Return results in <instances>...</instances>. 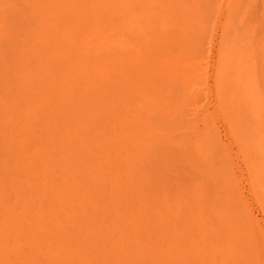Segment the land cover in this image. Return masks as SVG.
Segmentation results:
<instances>
[{"label": "rangeland", "instance_id": "rangeland-1", "mask_svg": "<svg viewBox=\"0 0 264 264\" xmlns=\"http://www.w3.org/2000/svg\"><path fill=\"white\" fill-rule=\"evenodd\" d=\"M79 1L82 2L79 3ZM83 1L84 0H72V2L71 0H0V194L2 193V195H0V202L2 203H0V233L3 232L4 234H7L9 230H12L11 234L8 232V236L6 235L3 237V239H0L7 241H0V250L5 248V250H2V253H5V257L3 254L0 255L1 262L5 260L4 258L12 256L11 261L8 264H20V262L21 264L22 262L24 264H30L33 262V260H35L34 263L36 264H54L55 262V264H130V262L131 264H135L136 262V264H142L143 261H141V259L144 260L143 264H154V262L155 264H173L172 262H174V264L178 262V264H184L185 259V264H191V262L193 264H222V262L223 264H264V104L261 108L257 106L258 104L256 103L255 99L248 97V93L243 88H241V82L239 81V77L242 79L245 78L246 80L248 78L247 81L251 82L250 84H253V90L255 91L256 88L258 94H261L260 96H262L261 100L264 101V0H171L174 1L171 4L169 3L170 0H158V2H160L159 4H157V0H144V2H141L143 0H140V2L138 0L136 2L135 0V5L134 1L132 0V2L130 0V2L133 3L132 6L136 7H132V9L134 8L133 11H128V9H126V6L131 7V3H129L128 0H118L119 3L115 0L118 5H114L117 4L115 2L114 4L113 2L109 3L110 1L114 0H104L105 3L103 0H86L89 3L86 1H84L86 2L84 3ZM166 1H168L167 4L164 3ZM99 2L100 5L98 7L97 3L99 4ZM87 3L90 5L87 6ZM68 4L70 5L68 6ZM91 5L94 6V8L96 6V9L93 10L94 8L92 9ZM105 5L108 7H105ZM111 5L113 6L110 8ZM170 5L171 8L169 7ZM74 6H76L77 9ZM114 6L116 7L114 8ZM117 7H119V9ZM139 7L141 9H138ZM60 8H63L64 10H61L64 12L61 13ZM98 8H101V11ZM112 9L113 12L111 11ZM65 10H67V12ZM88 10L93 12L89 13L90 15L87 14L89 17L85 15ZM74 11L76 14L73 13ZM107 11L109 14H107ZM79 12L80 14H78ZM84 12L85 14H83ZM131 12L136 13L133 15ZM98 13H100L98 15L99 17L96 16ZM117 15L123 17L120 18ZM125 15H127V18ZM80 16L81 18L83 17V21H80L82 20L80 19ZM139 16H141V18H138ZM61 17L65 18L63 19ZM128 17V24H130L131 21V25L134 27L128 28L138 29L139 27L138 32H133L132 30L126 29L127 26H131L127 25L128 20L126 21V24L124 23L125 19H128ZM136 17L140 19V21H136ZM27 18H30V20ZM119 18L122 20H120L121 22L119 21ZM31 20L32 22H30ZM94 22H96V24L91 25ZM49 23H52L54 28ZM81 23H84L83 26ZM123 23L126 28H122L124 25L122 26L121 24ZM150 23L151 25H149ZM113 25H115V27ZM137 25L139 26L137 27ZM140 25L142 26V29H140ZM161 25L163 26V29L164 26L169 27V29L165 28L169 31L167 30L165 32V29L163 30ZM87 28L89 31L86 30ZM110 28L112 31L111 33L109 32ZM150 28L153 31H149ZM106 29L109 33L106 31ZM53 30L54 32L56 30V33H52ZM72 30L74 33H72ZM141 30L145 31L144 35H142L144 31L142 32ZM66 31L67 33H65ZM131 31L134 35H137V33L138 35L134 36L131 34ZM24 32H26V34H24ZM140 33L141 35H139ZM53 34L54 37H52ZM65 34L68 35L66 36ZM72 35L75 37L74 39ZM98 35L101 36V39H99ZM186 35L188 37V41ZM76 36H79V39ZM162 36L164 37L162 38ZM93 37H97L99 39H95V42L100 41L99 45L94 43L92 40ZM143 37H147V41ZM44 38H46V41H42ZM51 38H53V40ZM57 38L58 40H56ZM149 38L151 42L149 41ZM71 39L76 44L73 45L74 42ZM103 39L104 41L106 39V41L104 42ZM20 40L22 41L20 42ZM88 40H91V43H89L90 41L88 42ZM112 40H115L114 42H117L119 46H116V43L113 46L112 43H110ZM139 40H141V42H139ZM78 41L82 43L80 44ZM68 42H71V44H68ZM177 42H181V45ZM183 42L185 45H183ZM31 43L33 48H31ZM100 43L105 45H103L104 48L102 45H100ZM145 43L148 44L146 45ZM59 44L61 45L59 47L57 46L58 48L55 47ZM66 44L71 46V48ZM83 44L85 47L82 46ZM76 45L77 47L80 45V49L75 47ZM94 45H97L98 47ZM115 46L117 47L116 49L114 48ZM140 47L144 51L141 50ZM48 48H50L49 50L51 51H48ZM98 48L100 51H98ZM28 49H31L30 53L29 51H26ZM81 49H83L85 53L80 51ZM92 49H94L93 52ZM119 49L121 51H119ZM139 49L144 52V54ZM46 50L48 51V54ZM146 50L148 52H146ZM54 51L62 53L63 57H59L60 54L58 55L57 52L56 56ZM87 51L88 53H86ZM22 52L25 54H22ZM110 52L112 56L110 55ZM28 53L29 56H27ZM63 53H65V55H63ZM74 53L76 55H74ZM147 53L149 54L147 55ZM13 54L16 56L15 58ZM22 57L23 59H21ZM146 57L148 58L145 59ZM24 58H26L28 62L24 60ZM33 58L35 59V62H31L34 60ZM237 58H239V61ZM233 61L236 62L234 63ZM19 62L21 64L18 65ZM76 63L79 65V70L84 66H87L84 68V70H82V73L84 72L86 74V70L88 76L86 74L84 77H81L83 76L81 71H79L78 68H75ZM127 64L128 66H126ZM29 65H33V67L28 68L27 66ZM238 66L242 69H240ZM236 67L238 70L235 69ZM25 68L27 70H24ZM114 68L118 69L115 70ZM134 68H136L137 71ZM72 69L76 70L77 72H74ZM104 69L107 70V73L114 69V71L111 72L114 74H109V72V75L107 74L108 76L104 75V78L100 79L102 74L106 73H98L100 75V77H98V74H95V72H106ZM117 71L124 72V76L121 75V72L118 73ZM78 72H80V74ZM11 74L13 77H10ZM242 74H244V76ZM133 75H138V77ZM149 75L152 76L150 77ZM85 76L88 78L85 79ZM16 77L17 79H15ZM40 78H44L42 79L43 81H41ZM87 79L91 80L88 81ZM34 80L36 82H34ZM52 80L53 82H51ZM109 80L110 82H108ZM18 81L20 82L18 83ZM97 81L99 82L97 83ZM10 82L11 85H9ZM93 82H96L97 84L90 85L91 83L93 84ZM32 83H35V87ZM56 83H58L59 86ZM137 84H141V86H138ZM27 87H30L31 89ZM90 89L94 90L92 91ZM63 90H65L66 93ZM98 90H101L102 92ZM84 91L90 92L88 94L87 92L83 94ZM137 91H140L142 94ZM100 92L102 94H100ZM135 92L136 94L138 93L137 95H139V97L136 96V94L134 95ZM143 92H145V94H143ZM33 93L36 94L34 95ZM146 94L148 95L146 96ZM244 94L247 95L244 96ZM27 96L29 97L27 98ZM118 96L120 99L122 98L121 101H123V103H126L125 105L123 104L121 106V103H119L120 105L118 104ZM145 97L147 99H145ZM25 98L27 99L25 100ZM43 99H46V102ZM72 99L73 102L71 101ZM111 99H113L112 103H110ZM244 99L245 101H243ZM84 100L89 101L86 102ZM57 102L59 104H57ZM138 102H140L142 105L145 102L147 105L144 103L143 107L140 106L141 104L138 106ZM71 103L75 105L71 106ZM113 103L114 105H112ZM99 104L101 106H99ZM113 106L116 107V109ZM65 107L68 108L65 109ZM125 107L130 108V110L128 109L127 111L128 115L125 113L126 109H123ZM4 108L6 110H4ZM112 108H114L115 111ZM120 109H123L122 112H120ZM151 109L154 112H152ZM69 110L73 114L69 113ZM112 110L114 113H112ZM140 112L144 115H141ZM149 112H152L153 114L151 113L150 115ZM59 113H61L62 116ZM115 113L118 116V120L121 118L120 116L125 118V121H123L124 123H121L122 127L115 124ZM5 114L8 117L4 116ZM49 114L51 115L49 116ZM125 114L127 117H125ZM139 114L143 117H140ZM131 115H136L133 116V120L135 119L134 122L131 120ZM94 118V121L96 122L93 121ZM136 121L139 122L135 123ZM120 122L121 121H119V123ZM140 122L144 124L140 125ZM67 123L70 127H68ZM134 123L136 124V127H134ZM123 124H126L124 126H126L128 129L123 128ZM89 125L91 126L90 128ZM139 125L142 126V129H139L141 128ZM150 125L152 126L150 127ZM87 127L92 131H90ZM143 127H146V129ZM22 128L24 129L22 130ZM85 128L87 130H85ZM65 130L67 132H64ZM119 130H122L124 134L127 133L130 137L127 139V135L122 134V132L120 135ZM68 131H70V133ZM12 137L15 138L13 139ZM118 137H120V139L122 138L123 140L121 141L118 139ZM95 138L97 141L93 140ZM130 139H132L133 142H129L130 145L127 147L128 145H125L126 142H124V140L129 141ZM24 140H26V144H24ZM93 141L98 143L101 142L103 146L100 147L102 148H98L99 144L95 146ZM84 142L88 143L85 144ZM118 143L125 145L123 149H121L122 146H120ZM84 145L86 147H84ZM110 146L112 149H110ZM112 146H115V148ZM82 147L84 148L82 149ZM91 149L92 151H90ZM125 149L128 150L125 151ZM153 149L156 150L153 151ZM94 150H97L99 155L94 153ZM143 151L146 154H144ZM79 152L80 154L78 155L77 153ZM125 152H130L128 158V155L126 156ZM83 153L85 154L83 155ZM140 153H143L144 155H140ZM86 154L87 156H85ZM119 154H122L123 157H121L123 159L118 156ZM131 154H133L132 157ZM149 155L150 157L152 156L153 159L151 158V160H149ZM74 157L75 160L73 159ZM140 159H142V161ZM121 161L123 163H120ZM124 161L132 164L124 163ZM77 163L78 165H81L77 166ZM77 167L79 168L77 169ZM143 167L144 169H142ZM34 168L35 170H33ZM136 169L140 171L138 172ZM53 171H55V173ZM81 172H83L82 175ZM135 172H137L138 175L139 173H145L144 176L146 175V177H141V174L138 177ZM91 173H93L95 176ZM58 175L61 178H59ZM127 175L133 181H127V179H129L126 178L128 177ZM134 175L136 176L134 177ZM147 175H149L148 179ZM119 178L121 179L122 184L119 182ZM118 179L119 181H116ZM145 179L150 180L147 181ZM145 181H147L148 184ZM123 182L127 187L126 189L123 188ZM116 183L118 187L119 184L122 185V188L124 189V193L123 190H121L123 197L124 194L130 192L131 189L134 190V192L138 190L135 192L136 195L134 194L135 199L132 197V202H134L138 197L140 200L143 196L142 201L137 202L138 199L136 200L137 204L134 206L136 209L132 207L134 203H132L130 199L127 200L128 204H131V207L133 208V213L132 209H129L130 205L127 204L126 200L122 199V197L121 200L124 202H120V197H117V192H121L120 190L117 191L118 187ZM130 183L131 185L133 184L134 187L137 185V188H131ZM139 185L141 190H139ZM108 187L110 189H108ZM111 188L116 191V193L112 191ZM59 189L60 193L58 191ZM74 189L75 191L77 190L78 193L75 192ZM126 190H128V192H126ZM7 191L9 192L7 193ZM139 191L141 194L138 193ZM112 192L114 195L116 194L115 198L110 197L113 195ZM94 193L96 195H94ZM131 195L133 194L129 193L130 197ZM110 198L112 199V202L115 199V203H113L115 205L120 204V206L113 205ZM45 199L47 200L45 201ZM143 200L146 202V204L143 202ZM107 201L111 203L112 206H106ZM154 201H156L157 204L154 203ZM160 201H162L163 204L161 203L160 205ZM8 202H10V204ZM16 202L19 203L14 204ZM103 202L106 205H104ZM169 202L174 206L171 207V204H168L170 207H167L166 203ZM140 205H146V207L149 209L147 210L148 212L145 211V209H147L146 207L144 208V206L141 207ZM151 205L153 206V209ZM117 206H119V208L122 206V210H116L119 209ZM10 207L15 208L13 210L16 211L17 214L16 212L11 211ZM91 207L93 208V211ZM97 207H99V209H97ZM27 208L30 210V212H28L32 215L28 216L29 214H27V216H24L23 213L28 210ZM158 208L160 211L162 210V214L158 213V215L156 213L159 212L156 210ZM164 208H168L170 211L168 209L165 211ZM60 209L63 210L61 211ZM125 210H127L129 213L125 212ZM142 210L145 211V213H139L137 217L136 215L133 216V214H137L136 212H142ZM10 211L11 213L8 214ZM118 211H124L126 213H124L125 216H122L124 214L121 212L118 213ZM154 211L155 215L153 214ZM167 211L173 213L169 214ZM171 214H176L177 216L180 215V217L175 216V219V217L173 215L171 216ZM13 215H16L15 218H19L18 222L20 223H16L17 219L15 218H13V220H9ZM166 215L171 218H168ZM120 216L122 217V221L120 220ZM4 217L7 219L6 222L4 221ZM25 217L27 218L25 219ZM124 217L130 219V224H132L131 226L129 224V220L127 221V219ZM144 217L145 219L143 220ZM111 218H113V220ZM131 218L134 219L133 222ZM24 219L25 221L23 222L22 220ZM102 219L103 221H101ZM140 219L143 220V222ZM161 219L163 220V223L159 222ZM117 220L118 222H116ZM155 220L158 223H155ZM176 220H178L176 225H178L179 228H177L174 224ZM151 221L153 225L151 224ZM14 222L18 225H15ZM135 222L137 223L136 225L138 227L136 225L133 226ZM21 223L23 227L20 225ZM154 223L157 224L155 226H159L155 227ZM11 224L15 226H12ZM30 224H32V226H30ZM57 224H61L60 226L62 228L57 226ZM115 225L117 228L113 227ZM125 226L128 227L125 228ZM24 227L29 229L32 228L31 234L29 229L25 230ZM120 227L121 229L119 230L121 231L119 232L118 228ZM22 228L25 230L24 233H22V231L19 232V229L21 230ZM107 228L111 232L108 231ZM115 228L116 231H114ZM137 228L140 229L138 230ZM156 228L159 230H156ZM13 229L17 233L19 232L21 234H17ZM131 229L132 231L135 229L133 233L131 232ZM136 230L139 233H135ZM127 232H131V234H128ZM110 233H112V235H108ZM120 233L124 237H122ZM175 233L178 237H176ZM125 234H127V236H125ZM138 234H140L142 238ZM142 234L145 237H143ZM109 236L113 237L109 238ZM1 237L2 234L0 235V238ZM14 237L20 239L17 240V238ZM193 238L195 239L194 243ZM26 240H30V246H27L28 243ZM142 241L145 242V246L144 242ZM6 243H10V246L2 248L3 245H7ZM117 243L119 244L117 245ZM15 244L18 246L17 248H15ZM104 246H108L107 249ZM19 247H21L22 250ZM143 247L148 248L144 250ZM179 247L180 249H178ZM14 248L16 251H14ZM42 248L44 249L42 250ZM57 248H60L59 251ZM128 248L133 249L129 250ZM191 248H194L195 250ZM197 249H202L203 251H199ZM46 251H48V254H44ZM144 251H146V253H144ZM147 251H149V253ZM176 252H179V254H176L178 257L174 255ZM193 252L196 254L194 253V255H192L191 253ZM53 253L57 255H53ZM137 253L139 254L136 255ZM150 253L152 257H150L151 255H148ZM33 254L39 256H33ZM186 254H189V256L187 257ZM17 255H20V258ZM48 255H50V257H48ZM196 255H198L199 258L196 257ZM1 256H3V258H1ZM27 256H31L30 259L32 262H29L30 259L27 258ZM57 256L60 257H58V259H61V261L57 259ZM129 256L130 258L134 257L135 260L132 258L128 261ZM137 256L139 257L138 259L141 258L140 260L137 259L139 262L136 260ZM165 256H167L168 259H166L167 257L165 258ZM10 257H8L9 260ZM33 257H37V259H33ZM27 259L29 260L27 261ZM198 259H200L202 262ZM3 264H5V262H3Z\"/></svg>", "mask_w": 264, "mask_h": 264}, {"label": "bare ground", "instance_id": "bare-ground-1", "mask_svg": "<svg viewBox=\"0 0 264 264\" xmlns=\"http://www.w3.org/2000/svg\"><path fill=\"white\" fill-rule=\"evenodd\" d=\"M68 1H69V0H68ZM74 1H75V0H74ZM84 1H86V0H84ZM84 1H83V2H84ZM105 1H106V0H105ZM116 1H118V0H116ZM116 1H115V0H114V1H110L109 3H112V2H113V4H114V2L117 3ZM120 1H123V0H120ZM128 1H129V3H131V4H130L131 7H130V6H129V7L126 6V9H128V11H131V10L133 11L134 8H136V7L132 6V4H133L132 2L134 1V5H135V3L137 2V0H136V2H135V0H133V1L131 0L132 2H130V0H128ZM138 1L140 2V0H138ZM152 1H153V0H152ZM159 1H160V0H159ZM196 1H197V0H196ZM25 2H26V1H25ZM62 2H64V1H62ZM71 2H72V0H71ZM80 2H82V1H79V3H80ZM86 2H88V1H86ZM86 2H84V3H86ZM91 2H92V1H91ZM91 2H90V3H91ZM96 2H97V1H96ZM103 2H104V0H103ZM141 2H144V0L141 1ZM154 2H155V1H154ZM154 2H152V3H154ZM157 2H158V0H157ZM167 2H168V1H166V2H164V3L167 4ZM172 2H174V1H171V0H170L169 3L171 4ZM73 3H75V2H73ZM79 3H77V4H79ZM88 3H89V2H88ZM88 3H87V6L90 5V4H88ZM92 3H94V2H92ZM104 3H105V2H104ZM109 3H108V4H109ZM118 3H119V1H118ZM118 3H117V4H114V5H118ZM124 3H127V2H124ZM159 3H160V2H158L157 4H159ZM162 3H163V1H162ZM169 3H168V4H169ZM70 4H71V3H70ZM70 4H68V6H69ZM95 4H96V3H95ZM174 4H175V3H174ZM29 5H30V4H29ZM71 5H72V4H71ZM74 5H75V4H74ZM80 5H82V4H80ZM80 5H79V6H80ZM99 5H100V2H99V4L97 3V6H98V7H99ZM125 5H126V4H125ZM137 5H138V4H137ZM141 5H142V4H141ZM148 5H149V4H148ZM160 5H161V4H160ZM200 5H201V4H200ZM66 6H67V5H66ZM84 6H85V5H84ZM91 6H92V5H91ZM112 6H113V5H111L110 8H111ZM162 6H163V5H162ZM176 6H177V5H176ZM38 7H39V6H38ZM74 7H76V6H74ZM80 7H81V6H80ZM102 7H103V6H102ZM105 7H108V6L105 5ZM105 7H104V8H105ZM115 7H116V6H114V8H115ZM120 7H121V5H120ZM123 7H124V6H123ZM132 7H134V8L132 9ZM157 7H158V5H157ZM169 7L171 8V5H170ZM91 8L93 9L94 6H92ZM117 8L119 9V7H117ZM130 8H131V9H130ZM172 8H174V7H172ZM203 8H204V7H203ZM61 9H63V8H60L61 13L64 12V11H62ZM70 9H71V8H70ZM70 9H68V10H70ZM76 9H77V7H76ZM80 9H82V8H80ZM83 9H84V8H83ZM95 9H96V6H95V8H94L93 10H95ZM98 9L101 11V8H98ZM98 9H97V10H98ZM126 9H125V11H126ZM138 9H141V8L139 7ZM143 9H144V8H143ZM143 9H142V10H143ZM29 10H30V9H29ZM56 10H57V9H56ZM63 10H64V9H63ZM105 10H108V9H105ZM105 10H102V11H105ZM116 10H117V9H116ZM136 10H137V9H136ZM146 10H147V9H146ZM146 10H145V12H146ZM31 11H32V8H31ZM58 11H59V10H58ZM65 11L67 12V10H65ZM71 11H72V10H71ZM71 11H70V13H71ZM78 11H79V9H78ZM83 11H84V10H83ZM111 11L113 12V9H112ZM117 11H119V10H117ZM117 11H116V13H117ZM139 11H140V10H139ZM45 12H46V11H45ZM68 12H69V11H68ZM76 12H77V11H76ZM91 12H92V11H91ZM91 12L88 10V12H87L86 14H85V12H84L83 14L87 15V14H89V13H91ZM141 12H142V11H141ZM143 12H144V11H143ZM200 12H201V11H200ZM47 13H48V12H47ZM70 13H68V14H70ZM73 13L76 14L75 11H74ZM81 13H82V11H81ZM92 13H93V12H92ZM100 13H101V12H100ZM100 13H98L96 16H98ZM118 13H119V12H118ZM123 13H124V12H123ZM129 13H130V12H129ZM129 13H128V14H129ZM131 13H132L133 15H135L136 12H134V13L131 12ZM36 14H37V13H36ZM44 14H45V13H44ZM78 14H80V12H79ZM78 14H77V15H78ZM107 14H109L108 11H107ZM107 14H106V15H107ZM128 14H127V15H128ZM138 14H139V13H138ZM190 14H191V13H190ZM48 15H49V14H48ZM89 15H90V14H89ZM127 15H125L126 18H127ZM136 15H137V14H136ZM64 16H65V15H64ZM71 16H72V15H71ZM73 16H74V15H73ZM81 16H82V15H81ZM81 16H80V19H82V20H80V19H79V20H80V21H83L84 19H83V17L81 18ZM87 16H88V15H87ZM87 16H86V17H87ZM96 16H95V17H96ZM104 16H105V13H104ZM108 16H109V15H108ZM111 16H112V15H111ZM117 16H118V15H117ZM49 17H50V16H49ZM68 17H69V16H68ZM75 17H76V16H75ZM77 17H78V16H77ZM88 17H89V16H88ZM98 17H99V16H98ZM113 17H114V16H113ZM118 17H120V16H118ZM122 17H123V16H121L120 18H122ZM142 17H143V16H142ZM145 17H146V16H145ZM147 17H148V16H147ZM44 18H45V17H44ZM44 18H43V19H44ZM61 18L64 19L65 17H61ZM72 18H73V17H72ZM72 18H71V19H72ZM78 18H79V17H78ZM78 18H76V19H78ZM120 18H119V21L121 20ZM136 18H137V17H136ZM138 18H141V16H139ZM138 18H137V19L134 18V19H135L136 21H137V20L140 21V19H138ZM143 18H144V17H143ZM27 19H28V18H27ZM45 19H46V18H45ZM58 19H59V18H58ZM89 19H90V18H89ZM94 19H95V18H94ZM110 19H112V18H110ZM146 19H147V18H146ZM28 20H30V18H29ZM79 20H78V21H79ZM85 20H87V19H85ZM100 20H101V19H100ZM103 20H104V19H103ZM127 20H128V21H127ZM130 20H132V19H130ZM66 21H68V20H66ZM69 21H70V20H69ZM76 21H77V20H76ZM121 21H122V20H121ZM121 21H120V22H121ZM126 21H127V25H131V24H132L131 21H130V24H128V23H129V17H128V19H125V22H124L125 24H126ZM151 21H152V20H151ZM170 21H171V20H170ZM186 21H187V20H186ZM30 22H32V20H31ZM44 22H45V21H44ZM157 22H158V21H157ZM79 23H80V22H79ZM85 23H86V22H85ZM88 23H89V22H88ZM107 23H108V22H107ZM109 23H110V22H109ZM124 23L121 24V25L123 26ZM138 23H140V22H138ZM151 23H152V22H151ZM151 23H150L149 25H151ZM29 24H30V23H29ZM49 24H51V26H53L52 23H49ZM54 24H55V23H54ZM69 24H70V22H69ZM69 24H68V25H69ZM81 24H82V26H83L84 23H81ZM90 24H91V23H90ZM93 24H96V22L92 23L91 25H93ZM99 24H100V23H99ZM114 24H115V23H114ZM162 24H163V22H162ZM66 25H67V24H66ZM66 25H64V26H66ZM71 25H72V24H71ZM76 25H78V24H76ZM97 25H98V24H97ZM115 25H116V24H115ZM115 25H113V26L115 27ZM82 26H81V27H82ZM84 26H85V25H84ZM88 26H89V25H88ZM101 26H102V25H101ZM105 26H106V25H105ZM138 26H139V25H137V27H138ZM161 26H162V25H161ZM171 26H172V25H171ZM198 26H199V24H198ZM198 26H197V27H198ZM61 27H62V24H61ZM69 27H70V26H69ZM74 27H75V26H74ZM74 27H73V28H74ZM103 27H104V26H103ZM110 27H111V26H110ZM128 27L130 28V27H133V26H132V25H131V26H127V28H126L125 25H124L122 28L129 29ZM141 27H142V26L140 25V29H142ZM149 27H150V26H149ZM175 27H176V26H175ZM188 27H189V26H188ZM53 28H54V26H53ZM89 28H90V27H89ZM104 28H105V27H104ZM107 28H108V27H107ZM122 28H121V29H122ZM133 28H134V27H133ZM165 28H168V29H169V27L164 26V29H165ZM170 28H171V27H170ZM61 29H62V28H61ZM90 29H91V28H90ZM112 29H114V28H112ZM119 29H120V28H119ZM126 29H125V30H126ZM162 29H163V26H162ZM162 29H161V30H162ZM164 29H163V30H164ZM168 29H167V30H168ZM172 29H174V28H172ZM189 29H190V28H189ZM73 30H75V29H73ZM73 30H72V33H74ZM86 30H88V28H87ZM91 30H92V29H91ZM96 30H97V29H96ZM96 30H95V31H96ZM125 30H124V31H125ZM129 30H132L133 32H138L139 27H138V29H132V28H131V29H129ZM150 30H151V28L149 29V31H150ZM167 30L165 29V32H166ZM176 30H178V29H176ZM179 30H181V29H179ZM24 31H25V30H24ZM34 31H36V30H34ZM42 31H43V30H42ZM57 31H58V30H57ZM61 31H62V30H61ZM64 31H65V30H64ZM88 31H89V30H88ZM88 31H87V33H88ZM97 31H98V30H97ZM97 31H96V32H97ZM106 31H107V29H106ZM106 31H105V33H106ZM122 31H123V30H122ZM132 31H131V32H132ZM141 31H142V30H141ZM141 31H140V32H141ZM143 31H144V30H143ZM143 31H142V32H143ZM151 31H153V30H151ZM168 31H169V30H168ZM172 31H173V30H172ZM183 31H184V30H183ZM38 32H40V31H38ZM51 32H52V31H51ZM51 32H50V33H51ZM93 32H94V31H93ZM100 32H101V31H100ZM107 32H108V31H107ZM109 32H110V33L112 32V31H111V28H110ZM109 32H108V33H109ZM131 32H130V33H131ZM133 32H132L131 34H133ZM142 32H141V33H142ZM174 32H175V31H174ZM190 32H191V30H190ZM193 32H194V31H193ZM44 33H45V32H44ZM48 33H49V32H48ZM52 33H56V30H55V32H54V30H53ZM63 33H64V32H63ZM65 33H67V31H66ZM103 33H104V32H103ZM127 33H128V30H127ZM130 33H129V34H130ZM141 33H140L139 35H141ZM144 33H145V31L142 33V35H144ZM195 33H196V32H195ZM24 34H26V32H24ZM45 34H46V33H45ZM96 34H97V33H96ZM22 35H23V34H22ZM29 35H30V34H29ZM35 35H37V34H35ZM47 35H48V34H47ZM65 35H66V34H65ZM67 35H68V34H67ZM67 35H66V36H67ZM81 35H86V34H81ZM93 35H95V34H93ZM103 35H104V34H103ZM103 35H102V37H103ZM133 35H134V34H133ZM137 35H138V33H137ZM137 35H134V36H137ZM27 36H28V34H27ZM30 36H32V35H30ZM43 36H44V35H43ZM49 36H50V34H49ZM55 36H56V35H55ZM57 36H59V35H57ZM72 36H73V35H72ZM98 36H99V35H98ZM164 36H165V34H164ZM164 36H162V38H163ZM198 36H199V35H198ZM18 37H20V36H18ZM35 37H36V36H35ZM52 37H54V34H53ZM69 37H70V36H69ZM76 37H77V36H76ZM78 37H79V36H78ZM78 37H77V38H78ZM84 37H85V36H84ZM87 37H88V36H87ZM87 37H86V38H87ZM100 37H101V36H99V39H101ZM106 37H107V36H106ZM119 37H120V36H119ZM158 37H159V36H158ZM186 37H187V35H186ZM21 38H22V37H21ZM30 38H32V37H30ZM49 38H50V37H49ZM74 38H75V37L73 36V39H74ZM77 38H76V39H77ZM81 38H82V37H81ZM93 38H94V37H93ZM93 38H92V40L94 41V43L97 44V45H99V42H100V41H99V42H95V39H96L97 37H95L94 39H93ZM143 38H144V37H143ZM51 39L53 40V38H51ZM78 39H79V38H78ZM78 39H77V40H78ZM97 39H98V38H97ZM99 39H98V40H99ZM140 39H141V38H140ZM144 39H146V41H147V37H145ZM156 39H157V38H156ZM32 40H33V39H32ZM49 40H50V39H49ZM54 40H55V38H54ZM56 40H58V38H57ZM71 40H72V39H71ZM82 40H83V39H82ZM82 40H81V41H82ZM21 41H22V40H20V42H21ZM25 41H26V40H25ZM37 41H39V40H37ZM37 41H36V42H37ZM42 41H46V38H44ZM47 41H48V40H47ZM72 41H73V40H72ZM85 41H86V40H85ZM89 41H90V42H89ZM103 41H104V39H103ZM105 41H106V39H105ZM105 41H104V42H105ZM114 41H115V40H114ZM114 41L112 40V42H110V43H112L113 46L115 45V43L117 44L116 46H119L118 43H117V42H114ZM118 41H119V40H118ZM149 41L151 42L150 38H149ZM187 41H188V37H187ZM28 42H32V41H28ZM28 42H27V43H28ZM73 42H74V41H73ZM78 42H79V41H78ZM88 42L91 43V40H88ZM119 42H120V41H119ZM139 42H141V40H139ZM24 43H25V42H24ZM46 43H47V42H46ZM79 43L81 44L82 42H79ZM94 43H93V44H94ZM113 43H114V44H113ZM177 43H178V42H177ZM25 44H26V43H25ZM37 44H38V42H37ZM48 44H49V43H48ZM62 44H64V43H62ZM68 44H71V42H70V43L68 42ZM68 44H66V45H68ZM74 44H76V43L74 42L73 45H74ZM120 44H121V43H120ZM137 44H138V43H137ZM145 44H146V43H145ZM147 44H148V43H147ZM147 44H146V45H147ZM178 44L181 45V42H179ZM30 45H31V48H33V47H32V43H31ZM44 45H45V44H44ZM50 45H52V44H50ZM60 45H61V44L56 45L55 47H57V46L59 47ZM64 45H65V44H64ZM97 45H94V46L98 47ZM100 45H102V43H100ZM103 45H104V44H103ZM103 45H102V46H103ZM124 45H125V44H124ZM183 45H185L184 42H183ZM52 46H54V45H52ZM68 46H69V45H68ZM82 46H84V44H83ZM104 46H105V45H104ZM104 46H103V48H104ZM116 46L114 47L115 49L117 48ZM142 46H143V45H142ZM154 46H155V44H154ZM154 46H153V48H154ZM194 46H195V45H194ZM29 47H30V46H29ZM58 47H57V48H58ZM62 47H63V46H62ZM69 47L71 48V46H69ZM75 47H77V45H76ZM75 47H74V48H75ZM84 47H85V46H84ZM96 47H95V48H96ZM143 47H144V46H143ZM41 48H42V47H41ZM77 48L80 49V45H79V47H77ZM89 48H90V47H89ZM99 48H100V47H99ZM99 48H98V51H100ZM103 48H102V49H103ZM118 48H119V47H118ZM127 48H128V47H127ZM135 48H136V47H135ZM227 48H228V47H227ZM23 49H24V48H23ZM25 49H26V48H25ZM34 49H35V48H34ZM49 49H50V48H48V51H51V50H49ZM54 49H55V48H54ZM107 49H108V48H107ZM123 49H124V48H123ZM140 49L143 50L141 47H140ZM140 49H139V50H140ZM151 49H152V48H151ZM223 49H224V47H223ZM13 50H14V49H13ZM30 50H31V49H28V50H26V51H29V53H30ZM71 50H72V49H71ZM75 50H76V49H75ZM84 50H85V48H84ZM87 50H88V49H87ZM103 50H104V49H103ZM134 50H135V49H134ZM141 50H140V51H141ZM224 50H225V49H224ZM19 51H20V50H19ZM19 51H18V52H19ZM26 51H25V52H26ZM42 51H43V50H42ZM46 51H47V50H46ZM48 51H47V54H48ZM80 51H83V49H81ZM93 51H94V49H92V52H93ZM104 51H105V50H104ZM107 51H108V50H107ZM107 51H106V52H107ZM112 51H113V50H112ZM119 51H121V50L119 49ZM127 51H128V50H127ZM131 51H132V50H131ZM143 51H144V50H143ZM153 51H154V50H153ZM54 52H55V51H54ZM56 52H57V51H56ZM56 52H55V53H56ZM64 52H65V51H64ZM83 52H84V51H83ZM108 52H109V51H108ZM117 52H118V51H117ZM122 52H125V51H122ZM141 52H142V51H141ZM146 52H148V51L146 50ZM23 53H24V52H22V54H23ZM26 53H27V52H26ZM29 53L27 54V56H29ZM50 53H51V52H50ZM50 53H49V54H50ZM57 53H58V52H57ZM57 53H56V56H57ZM84 53H85V52H84ZM86 53H88V51H87ZM98 53H99V52H98ZM119 53H121V52H119ZM138 53H139V52H138ZM142 53L144 54V52H142ZM153 53H154V52H153ZM159 53H160V52H159ZM227 53H228V52H227ZM15 54H16V52H15ZM24 54H25V53H24ZM44 54H45V53H44ZM59 54H60L59 57H61V56H62V53L59 52L58 55H59ZM69 54H70V53H69ZM80 54H81V53H80ZM80 54H79V55H80ZM96 54H97V53H96ZM96 54H95V55H96ZM101 54H102V53H101ZM129 54H130V53H129ZM133 54H134V53H133ZM140 54H141V53H140ZM148 54H149V53H147V55H148ZM235 54H236V53H235ZM13 55H14V54H13ZM19 55H21V54H19ZM50 55H51V54H50ZM54 55H55V54H54ZM63 55H65V53H63ZM74 55H76V54L74 53ZM88 55H89V54H88ZM110 55H111V52H110ZM141 55H142V54H141ZM147 55H146V56H147ZM221 55H222V54H221ZM23 56H24V55H23ZM27 56H25V57H27ZM39 56H40V55H39ZM47 56H48V55H47ZM56 56H55V57H56ZM86 56H87V54H86ZM99 56H100V55H99ZM111 56H112V55H111ZM231 56H232V55H231ZM236 56H237V55H236ZM15 57H16V56L14 55V58H15ZM48 57H49V56H48ZM53 57H54V56H53ZM53 57H52V58H53ZM59 57H57V58H59ZM62 57H63V56H62ZM88 57H89V56H88ZM133 57H134V56H133ZM142 57H143V56H142ZM148 57H150V56H148ZM148 57H146L145 59H147ZM226 57H227V55H226ZM229 57H230V55H229ZM234 57H235V56H234ZM240 57H241V55H240ZM28 58H29V57H28ZM43 58H44V57H43ZM57 58H56V59H57ZM65 58H66V57H65ZM86 58H87V57H86ZM123 58H124V57H123ZM126 58H127V57H126ZM223 58H224V57H223ZM231 58H232V57H231ZM21 59H23V57H22ZM33 59H34V58H33ZM62 59H63V58H62ZM224 59H225V58H224ZM235 59H236V58H235ZM237 59H238V61H239V58H237ZM24 60L27 61L26 58H24ZM29 60H31V59H29ZM65 60H66V59H65ZM68 60H70V59H68ZM68 60H67V61H68ZM98 60H99V59H98ZM100 60H101V59H100ZM148 60H149V59H148ZM221 60H222V58H221ZM232 60H233V59H232ZM15 61H16V60H15ZM229 61H230V60H229ZM17 62H18V61H17ZM27 62H28V61H27ZM31 62H35V59H34L33 61H31ZM38 62H39V61H38ZM46 62H47V60H46ZM46 62H45V63H46ZM51 62H52V61H51ZM129 62H130V61H129ZM166 62H167V61H166ZM233 62H234V61H233ZM235 62H236V61H235ZM235 62H234V63H235ZM22 63H24V62H22ZM57 63H58V62H57ZM69 63H70V61H69ZM99 63H100V62H99ZM117 63H119V62H117ZM123 63H124V62H123ZM153 63H154V62H153ZM241 63H242V62H241ZM15 64H16V63H15ZM19 64H21V63L19 62L18 65H19ZM25 64H26V63H25ZM29 64H30V63H29ZM46 64H47V63H46ZM50 64H51V63H50ZM79 64H80V63H79ZM105 64H106V63H105ZM125 64H126V62H125ZM229 64H230V63H229ZM12 65H13V64H12ZM26 65H27V64H26ZM77 65H78V64L76 63V67H75V68H76V69L78 68V70H79V65H78V66H77ZM82 65H83V64H82ZM135 65H136V64H135ZM186 65H187V64H186ZM234 65H235V64H234ZM238 65H239V64H238ZM58 66H60V65H58ZM73 66H74V65H73ZM89 66H90V65H89ZM126 66H128V64H127ZM131 66H132V64H131ZM133 66H134V63H133ZM141 66H142V65H141ZM226 66H227V65H226ZM226 66H224V67H226ZM232 66H233V64H232ZM13 67H15V66H13ZM20 67H21V66H20ZM27 67L30 68V67H33V65H31V66L29 65V66H27ZM27 67H26V68H27ZM41 67H43V66H41ZM53 67H54V65H53ZM60 67H61V66H60ZM86 67H87V66H86ZM86 67L84 66V67H83L82 69H80L79 71H81V73H82V70H84V68H86ZM90 67H91V66H90ZM98 67H99V66H98ZM143 67H144V65H143ZM238 67H239V66H238ZM26 68H25L24 70H27ZM55 68H56V66H55ZM75 68H74V69H75ZM130 68H131V67H130ZM232 68H234V67H232ZM239 68H240V67H239ZM15 69H17V68H15ZM38 69H39V68H38ZM53 69H54V68H53ZM74 69H72V70H74ZM88 69H89V67H88ZM114 69H115V68H114ZM114 69H112L111 71H109L110 73H109V72H108V73H109V74H114V73H111V72L114 71ZM116 69H118V68H116ZM116 69H115V70H116ZM134 69L136 70V68H134ZM134 69H133V70H134ZM235 69H237V67H236ZM240 69H242V68H240ZM6 70H7V69H6ZM41 70H42V69H41ZM104 70H105V69H104ZM120 70H121V69H120ZM130 70H132V69H130ZM145 70H146V69H145ZM145 70H144V71H145ZM237 70H238V69H237ZM20 71H21V70H20ZM22 71H23V70H22ZM29 71H30V70H29ZM75 71H76V70H74V72H75ZM88 71H89V70H88ZM100 71H101V70H100ZM105 71H106V72H101V73H100V72H95V74H96V73H97V74H98V73H99V74L106 73V74H102V76H101V78H100V79H103V78H104V75L106 76V75L108 74V73H107V70H105ZM136 71H137V70H136ZM241 71H242V70H241ZM244 71H245V70H244ZM13 72H14V71H13ZM76 72H77V71H76ZM85 72H86V74H87V71H86V70H85ZM90 72H91V71H90ZM90 72H88V73H90ZM117 72H118V71H117ZM120 72L122 73L121 75H123L124 72H122V71H120ZM120 72H118V73H120ZM130 72H131V71H130ZM140 72H141V71H140ZM245 72H247V71H245ZM17 73H18V72H17ZM23 73H25V72H23ZM27 73H28V72H27ZM78 73L80 74V72H78ZM83 73H84V72H83ZM83 73H82L83 76H81V77H84V75H86L85 73H84V74H83ZM92 73H94V72H92ZM179 73H180V72H179ZM239 73H240V72H239ZM241 73H242V72H241ZM28 74H29V73H28ZM55 74H56V73H55ZM99 74H98V77H100ZM109 74H108V75H109ZM126 74H127V73H126ZM15 75H16V74H15ZM23 75H24V74H23ZM29 75H30V74H29ZM69 75H70V74H69ZM76 75H77V74H76ZM76 75H75V76H76ZM108 75H107V76H108ZM142 75H143V74H142ZM145 75H146V74H145ZM242 75L244 76V74H242ZM247 75H248V74H247ZM24 76H25V75H24ZM39 76H40V74H39ZM59 76H60V75H59ZM70 76H71V75H70ZM79 76H80V75H79ZM87 76H88V74H87ZM87 76H85V79L88 78ZM110 76H111V75H110ZM110 76H109V77H110ZM123 76H124V75H123ZM133 76H136V75H133ZM140 76H141V75H140ZM149 76H150V75H149ZM151 76H152V75H151ZM151 76H150V77H151ZM187 76H188V75H187ZM10 77H13L12 74L10 75ZM10 77H9V78H10ZM47 77H48V75H47ZM49 77H50V76H49ZM68 77H69V76H68ZM81 77H80V78H81ZM131 77H132V76H131ZM136 77H138V75H137ZM143 77H144V75H143ZM236 77H237V76H236ZM45 78H46V77H45ZM54 78H55V77H54ZM71 78H72V77H71ZM75 78H76V77H75ZM95 78H96V77H95ZM141 78H142V77H141ZM145 78H146V77H145ZM11 79H12V78H11ZM15 79H17V77H16ZM37 79H38V78H37ZM37 79H35V80H37ZM40 79H41V81H43L42 79H44V78H40ZM82 79H83V78H82ZM132 79H133V78H132ZM26 80H27V77H26ZM35 80H34V82H36ZM46 80H48V79H46ZM58 80H59V79H58ZM64 80H65V78H64ZM68 80H69V79H68ZM87 80H88V79H87ZM89 80H91V79H89ZM89 80H88V81H89ZM115 80H116V79H115ZM120 80H121V79H120ZM133 80H134V79H133ZM140 80H141V79H140ZM140 80H139V81H140ZM241 80H243V81H241ZM247 80H248V78H247ZM247 80H246L245 78L242 79V78L239 77V81L241 82V83L239 82L241 88H243V89L248 93V95H249L248 97H250V98H252V99H255L256 103L258 104L257 106H259L260 108L263 107L264 101L261 100V98H262V96H260L261 94H260V95L258 94L256 88H255V91H254V90H253V84H250L251 82H248ZM32 81H33V80H32ZM112 81H113V80H112ZM125 81H126V80H125ZM142 81H143V80H142ZM145 81H146V80H145ZM19 82H20V81H18V83H19ZM23 82H24V81H23ZM27 82H28V81H27ZM51 82H53V80H52ZM60 82H61V81H60ZM76 82H77V81H76ZM98 82H99V81H97V83H98ZM108 82H110V80H109ZM108 82H106V83H108ZM120 82H121V81H120ZM129 82H130V81H129ZM134 82H135V81H134ZM134 82H133V83H134ZM136 82H137V81H136ZM15 83H16V82H15ZM24 83H25V82H24ZM97 83H96V82H93V84H92V83H91V84L89 83V84H90V85H94V84H97ZM177 83H179V82H177ZM237 83H238V82H237ZM16 84H17V83H16ZM32 84H33L34 87H35V83H32ZM43 84H44V83H43ZM56 84H58V83H56ZM60 84H61V83H60ZM78 84H79V83H78ZM109 84H111V83H109ZM120 84H121V83H120ZM124 84H125V83H124ZM124 84H123V85H124ZM9 85H11V82H10ZM12 85H13V84H12ZM17 85H18V84H17ZM29 85H30V84H29ZM41 85H42V84H41ZM50 85H51V84H50ZM68 85H69V83H68ZM68 85H67V86H68ZM130 85H131V84H130ZM137 85H138V84H137ZM18 86H19V85H18ZM18 86H16V87H18ZM58 86H59V84H58ZM74 86H75V85H74ZM125 86H126V85H125ZM138 86H141V84L138 85ZM234 86H236V85H234ZM238 86H239V85H238ZM30 87H31V86H30ZM30 87H27V88H30ZM40 87H41V86H40ZM68 87H69V86H68ZM70 87H71V86H70ZM93 87H94V86H93ZM110 87H111V86H110ZM133 87H134V86H133ZM143 87H144V86H143ZM236 87H237V86H236ZM31 88H32V87H31ZM31 88H30V89H31ZM64 88H65V87H64ZM75 88H76V87H75ZM95 88H96V87H95ZM115 88H116V87H115ZM152 88H153V86H152ZM43 89H44V88H43ZM45 89H46V88H45ZM66 89H67V88H66ZM71 89H72V88H71ZM105 89H106V88H105ZM122 89H123V88H122ZM124 89H125V88H124ZM128 89H129V87H128ZM238 89H239V87H238ZM18 90H19V89H18ZM35 90H36V89H35ZM38 90H39V89H38ZM90 90H92V89H90ZM93 90H94V89H93ZM93 90H92V91H93ZM101 90H102V89H101ZM101 90H98V91H101ZM117 90H118V88H117ZM149 90H150V89H149ZM240 90H241V89H240ZM240 90H239V91H240ZM1 91H2V90H1ZM14 91H15V90H14ZM43 91H45V90H43ZM63 91L65 92V90H63ZM107 91H108V90H107ZM119 91H120V90H119ZM145 91H148V90H145ZM245 91H244V92H245ZM20 92H21V91H20ZM27 92H28V91H27ZM29 92H30V91H29ZM34 92H35V91H34ZM70 92H71V91H70ZM86 92H87V91H86ZM86 92L84 91L83 94H85ZM89 92H90V91H89ZM89 92H87V94H88ZM101 92H102V91H101ZM101 92H100V94H102ZM117 92H118V91H117ZM120 92H121V91H120ZM126 92H127V91H126ZM137 92L140 93V91H137ZM240 92H241V91H240ZM242 92H243V91H242ZM246 92H245V93H246ZM11 93H12V92H11ZM23 93H24V92H23ZM40 93H41V92H40ZM43 93H44V92H43ZM54 93H55V92H54ZM65 93H66V92H65ZM146 93H147V92H146ZM149 93H150V92H149ZM153 93H154V92H153ZM28 94H29V93H28ZM30 94H31V93H30ZM33 94H34V93H33ZM35 94H36V93H35ZM35 94H34V95H35ZM79 94H80V93H79ZM106 94H107V93H106ZM112 94H113V93H112ZM135 94H136V92L134 93V95H135ZM137 94H138V93H137ZM137 94H136V96L139 97V95H137ZM140 94H142V93H140ZM143 94H145V92H143ZM40 95H41V94H40ZM42 95H43V94H42ZM58 95H59V94H58ZM76 95H77V94H76ZM93 95H95V94H93ZM118 95H119V94H118ZM147 95H148V94H146V96H147ZM246 95H247V94H246ZM246 95L244 94V96H246ZM20 96H21V95H20ZM20 96H18V97H20ZM59 96H61V95H59ZM59 96H57V97H59ZM64 96H65V95H64ZM101 96H102V95H101ZM129 96H130V95H129ZM136 96H135V97H136ZM143 96H144V95H143ZM156 96H157V95H156ZM9 97H10V96H9ZM13 97H14V96H13ZM18 97H17V98H18ZM24 97H25V96H24ZM28 97H29V96H27V98H28ZM88 97H89V95H88ZM90 97H91V96H90ZM95 97H96V96H95ZM102 97H103V96H102ZM120 97H122V96H120ZM140 97H141V96H140ZM27 98H25V100H26ZM30 98H31V97H30ZM36 98H37V97H36ZM86 98H87V97H86ZM118 98H119V96H118ZM246 98H247V97H246ZM250 98H249V100H250ZM19 99H20V98H19ZM74 99H75V98H74ZM81 99H82V97H81ZM89 99H90V98H89ZM119 99H120V98H119ZM119 99H117L118 104L121 103V106H122L123 104H124V105L126 104V103H123V101H121L122 98L120 99V101H119ZM145 99H147V98L145 97ZM242 99H243V98H242ZM15 100H16V99H15ZM43 100H44V99H43ZM45 100H46V99H45ZM45 100H44V101H45ZM50 100H51V99H50ZM59 100H60V99H59ZM65 100H66V99H65ZM65 100H64V101H65ZM78 100H79V99H78ZM106 100H107V99H106ZM112 100H113V99H111V102H110V103L113 102ZM124 100H125V99H124ZM139 100H140V99H139ZM9 101H11V100H9ZM28 101H29V100H28ZM60 101H61V100H60ZM69 101H70V100H69ZM71 101L73 102V99H72ZM84 101H86V100H84ZM87 101H89V100H87ZM87 101H86V102H87ZM99 101H100V100H99ZM108 101H109V100H108ZM127 101H128V99H127ZM135 101H137V100H135ZM145 101H146V100H145ZM243 101H245V99H244ZM15 102H16V101H15ZM36 102H37V100H36ZM45 102H46V101H45ZM75 102H76V101H75ZM92 102H93V101H92ZM128 102H129V101H128ZM128 102H127V103H128ZM146 102H147V101H146ZM150 102H153V101H150ZM16 103H17V102H16ZM38 103H39V102H38ZM50 103H52V102H50ZM50 103H49V104H50ZM64 103H65V102H64ZM67 103H68V102H67ZM144 103H145V102H144ZM144 103H143V105H142L140 102H138V106H139V104H141L140 106L143 107V106H144ZM148 103H149V102H148ZM154 103H155V102H154ZM14 104H15V103H14ZM32 104H34V103H32ZM39 104H40V103H39ZM41 104H42V103H41ZM57 104H59V103L57 102ZM60 104H61V102H60ZM71 104H72V103H71ZM145 104H146V103H145ZM2 105H3V103H2ZM2 105H1V106H2ZM18 105H20V104H18ZM62 105H63V103H62ZM73 105H75V104H72L71 106H73ZM97 105H98V104H97ZM112 105H114V103H113ZM112 105H111V106H112ZM119 105H120V104H119ZM146 105H147V104H146ZM34 106H35V105H34ZM63 106H64V105H63ZM67 106H68V105H67ZM84 106H85V105H84ZM99 106H101V105L99 104ZM105 106H106V105H105ZM121 106H120V108H121ZM127 106H128V105H127ZM130 106H131V104H130ZM148 106H149V105H148ZM26 107H27V106H26ZM30 107H31V106H30ZM113 107H114V106H113ZM118 107H119V106H118ZM185 107H186V106H185ZM24 108H25V107H24ZM37 108H38V106H37ZM66 108H68V107H65V109H66ZM78 108H79V107H78ZM78 108H77V109H78ZM87 108H88V107H87ZM114 108L116 109V107H114ZM114 108H112V109H114ZM26 109H27V108H26ZM29 109H30V108H29ZM75 109H76V108H75ZM81 109H82V108H81ZM103 109H104V108H103ZM115 109H114V111H115ZM123 109H124V110L126 109V112H125L126 114L128 113V112H127L128 109L130 110L129 107H128V108L125 107V108H123ZM123 109H122V110H123ZM143 109H145V108H143ZM4 110H6V109L4 108ZM67 110H68V109H67ZM122 110L120 109V112H122ZM145 110H146V109H145ZM145 110H144V111H145ZM259 110H260V109H259ZM259 110H258V111H259ZM54 111H55V110H54ZM69 111H70V110H69ZM73 111H74V109H73ZM75 111H76V110H75ZM79 111H80V109H79ZM81 111H82V110H81ZM88 111H89V110H88ZM90 111H91V110H90ZM93 111H95V110H93ZM110 111H111V110H110ZM141 111H142V110H141ZM151 111L154 112L152 109H151ZM37 112H38V111H37ZM142 112H143V111H142ZM152 112H149L150 115H151ZM159 112H160V111H159ZM159 112H158V113H159ZM259 112H260V111H259ZM30 113H31V112H30ZM55 113H56V112H55ZM69 113H71V111H70ZM74 113H75V112H74ZM89 113H90V112H89ZM91 113H92V112H91ZM112 113H114L113 110H112ZM129 113L131 114L130 111H129ZM140 113H141V112H140ZM20 114H22V113H20ZM59 114L61 115V113H59ZM62 114H65V113H62ZM71 114H73V113H71ZM75 114H77V113H75ZM92 114H93V113H92ZM115 114H116V113H115ZM120 114H121V113H120ZM126 114H125V117H127ZM147 114H148V112H147ZM152 114H153V113H152ZM154 114H155V113H154ZM182 114H183V113H182ZM15 115H17V114H15ZM50 115H51V114H49V116H50ZM85 115H86V114H85ZM127 115H128V114H127ZM139 115H140V114H139ZM141 115H144V114L141 113ZM141 115H140V117H143V116H141ZM179 115H180V114H179ZM4 116H7V115L5 114ZM52 116H53V115H52ZM57 116H58V115H57ZM61 116H62V115H61ZM66 116H67V115H66ZM66 116H65V117H66ZM71 116H72V115H71ZM81 116H82V114H81ZM93 116H94V115H93ZM97 116H98V115H97ZM110 116H111V115H110ZM131 116H132L131 120H132V122H134L135 119L133 120V116H136V115H131ZM148 116H149V115H148ZM7 117H8V116H7ZM65 117H64V120H65ZM67 117H68V116H67ZM98 117H100V116H98ZM117 117H118V116H117V114H116V119H115V120H116V123H115V124H116V125H120V127H122V126H121V123H124L123 121H125V118H122V116H120L121 118L118 120ZM155 117H156V116H155ZM155 117H154V118H155ZM62 118H63V117H62ZM68 118H69V117H68ZM68 118H66V119H68ZM83 118H84V117H83ZM105 118H106V117H105ZM57 119H58V118H57ZM75 119H76V118H75ZM106 119H108V118H106ZM121 119H122V120H121ZM123 119H124V120H123ZM152 119H153V118H152ZM59 120H60V119H59ZM79 120H80V118H79ZM91 120H92V119H91ZM94 120H95V118L93 119V121H94ZM97 120L99 121L98 118H97ZM101 120H102V119H101ZM66 121H67V120H66ZM77 121H78V120H77ZM83 121H84V120H83ZM119 121H121V122L119 123ZM128 121H129V119H128ZM146 121H147V120H146ZM70 122H71V121H70ZM75 122H76V121H75ZM94 122H96V121H94ZM130 122H131V121H130ZM130 122H129V123H130ZM138 122H139V121H136L135 123H138ZM56 123H57V121H56ZM64 123H65V122H64ZM72 123H73V120H72ZM117 123H118V124H117ZM135 123H134V124H135ZM104 124H105V123H104ZM139 124H140V125H141V124L143 125L144 123H141V122H140ZM59 125H60V124H59ZM67 125H68V123H67ZM124 125H126V124H123V126H124ZM140 125H139V126H140ZM146 125H147V123H146ZM29 126H30V125H29ZM36 126H37V125H36ZM72 126H73V125H72ZM72 126H71V127H72ZM137 126H138V125H137ZM151 126H152V125H150V127H151ZM3 127H4V126H3ZM68 127H70V126L68 125ZM77 127H78V126H77ZM90 127H91V126L89 125V128H90ZM134 127H136V124L134 125ZM140 127H141V128H139V129H142V126H140ZM87 128H88V127H87ZM89 128H88V129H89ZM101 128H102V127H101ZM123 128H126V126H124ZM143 128L146 129V127H143ZM16 129H17V128H16ZM23 129H24V128H22V130H23ZM65 129H67V128H65ZM121 129H122V128H121ZM126 129H128V128H126ZM85 130H87V129L85 128ZM89 130L92 131L91 129H89ZM116 130H117V128H116ZM133 130H134V129H133ZM133 130H132V131H133ZM153 130H154V129H153ZM18 131H19V130H18ZM18 131H17V132H18ZM75 131H76V129H75ZM75 131H74V132H75ZM80 131H81V130H80ZM107 131H108V130H107ZM117 131H118V130H117ZM137 131H138V130H137ZM64 132H67V131L65 130ZM68 132L70 133V131H68ZM115 132H116V131H115ZM119 132H120V135H121L122 130H119ZM123 132H124V129H123ZM123 132H122V134H124ZM128 132H129V131H128ZM134 132H135V131H134ZM58 133H59V132H58ZM150 133H151V132H150ZM20 134H21V133H20ZM22 134H23V132H22ZM64 134H65V133H64ZM67 134H68V133H67ZM104 134H105V133H104ZM65 135H66V134H65ZM65 135H64V136H65ZM95 135H96V133H95ZM124 135H127V136H126L127 139L130 137V136H128L127 133L124 134ZM93 136H94V135H93ZM103 136H104V135H103ZM132 136H133V135H132ZM66 137H67V136H66ZM82 137H83V136H82ZM82 137H81V138H82ZM88 137H89V136H88ZM116 137H117V135H116ZM134 137H135V135H134ZM4 138H5V137H4ZM12 138H13V137H12ZM14 138H15V137H14ZM14 138H13V139H14ZM26 138H28V137H26ZM31 138H32V137H31ZM72 138H73V137H72ZM72 138H71V139H72ZM74 138H75V137H74ZM86 138H87V137H86ZM86 138H85V139H86ZM90 138H91V137H90ZM96 138H97V137H96ZM96 138L93 139V140L97 141ZM135 138H136V137H135ZM83 139H84V138H83ZM83 139H82V141H83ZM118 139H120V137H118ZM46 140H47V139H46ZM72 140H73V139H72ZM72 140H71V141H72ZM120 140L122 141L123 139L121 138ZM133 140H134V139H133ZM25 141H26V140H24V142H25ZM58 141H59V140H58ZM74 141H75V140H74ZM74 141H73V142H74ZM86 141H87V140H86ZM86 141H85V142H86ZM95 141H93V144H94L95 146H97V144H99L98 148H99L100 146H103V144H101V142L98 143V142H95ZM114 141H115V140H114ZM131 141H132V139H130L129 141L124 140V142L128 143V144L125 143V145H128L127 147H129ZM8 142H11V141H8ZM78 142H79V141H78ZM85 142H84V143H85ZM115 142H116V141H115ZM119 142H120V141H119ZM129 142H130V143H129ZM132 142H133V141H132ZM26 143H27V142H25L24 144H26ZM70 143H71V142H70ZM87 143H88V142H87ZM87 143H85V144H87ZM89 143H90V142H89ZM36 144H37V143H36ZM52 144H53V143H52ZM77 144H78V143H77ZM80 144H83V143H80ZM100 144H101V145H100ZM105 144H106V143H105ZM118 144H119V143H118ZM9 145H10V144H9ZM13 145H15V144H13ZM16 145H17V144H16ZM18 145H20V144H18ZM54 145H55V144H54ZM69 145H70V144H69ZM119 145L122 146L121 149H123V147L125 146V145H121V144H119ZM119 145H118V146H119ZM151 145H152V144H151ZM5 146H6V145H5ZM10 146H11V145H10ZM23 146H25V145H23ZM23 146H22V147H23ZM28 146H29V145H28ZM33 146H34V145H33ZM92 146H93V145H92ZM104 146H105V145H104ZM106 146H107V145H106ZM120 146H119V148H120ZM22 147H19V148H22ZM76 147H78V146H76ZM84 147H86V146L84 145ZM84 147H82V149H83ZM107 147H108V146H107ZM112 147L115 148V146H112ZM116 147H117V146H116ZM127 147H125V148H127ZM34 148H35V147H34ZM39 148H40V147H39ZM73 148H74V147H73ZM88 148H89V147H88ZM92 148H93V147H92ZM96 148H97V147H96ZM100 148H102V147H100ZM108 148H109V147H108ZM163 148H164V146H163ZM62 149H63V148H62ZM110 149H112L111 146H110ZM12 150H13V148H12ZM53 150H54V149H53ZM85 150H86V149H85ZM105 150H106V149H105ZM126 150H128V149H125V151H126ZM155 150H156V149H155ZM155 150L153 149V151H155ZM180 150H181V149H180ZM18 151H19V150H18ZM20 151H22V150H20ZM56 151H57V150H56ZM90 151H92V149H91ZM151 151H152V150H151ZM151 151H150V152H151ZM160 151H161V150H160ZM30 152H31V151H30ZM58 152H59V151H58ZM65 152H66V151H65ZM77 152H78V151H77ZM80 152H81V151H80ZM80 152L77 153V154L79 155ZM84 152H85V151H84ZM105 152H106V151H105ZM120 152H121V151H120ZM28 153H29V152H28ZM28 153H26V154H28ZM38 153H39V152H38ZM90 153H91V152H90ZM94 153H97V155H99V153H98L97 150H94ZM125 153H126V152H125ZM127 153H128V152H127ZM127 153H126V156L128 155V156H127V158H128L130 152H129L128 154H127ZM136 153H137V152H136ZM138 153H139V152H138ZM143 153L146 154L144 151H143ZM143 153H140V155L143 154ZM148 153H149V152H148ZM8 154H9V153H8ZM23 154H24V153H23ZM30 154H31V153H30ZM34 154H35V153H34ZM71 154H72V153H71ZM84 154H85V153H83V155H84ZM100 154H101V153H100ZM123 154H124V153H123ZM144 154H143V155H144ZM149 154H150V153H149ZM159 154H160V153H159ZM68 155H69V154H68ZM143 155H142V156H143ZM151 155H152V154H151ZM85 156H87V154H86ZM88 156H89V155H88ZM107 156H108V155H107ZM107 156H106V157H107ZM118 156L121 157L122 154H121V155L119 154ZM132 156H133V154H131V157H132ZM134 156H136V155H134ZM12 157H13V156H12ZM64 157H66V156H64ZM69 157H70V155H69ZM108 157H110V156H108ZM122 157H123V156H122ZM122 157H121V159H123ZM131 157H130V158H131ZM136 157H137V156H136ZM147 157H148V156H147ZM149 157H150V155H149ZM3 158H5V157H3ZM6 158H7V157H6ZM38 158H39V157H38ZM67 158H68V157H67ZM94 158H95V157H94ZM139 158H140V157H139ZM151 158H152V156L150 157L149 160H151ZM165 158H166V157H165ZM45 159H46V158H45ZM64 159H65V158H64ZM73 159L75 160V157H74ZM78 159H79V158H78ZM91 159H92V158H91ZM100 159H101V158H100ZM133 159H134V157H133ZM144 159H145V158H144ZM146 159H147V158H146ZM152 159H153V158H152ZM167 159H168V158H167ZM10 160H11V159H10ZM85 160H86V159H85ZM108 160H109V159H108ZM129 160H130V159H129ZM140 160L142 161V159H140ZM164 160H165V159H164ZM52 161H53V160H52ZM63 161H64V160H63ZM76 161H78V160H76ZM82 161H83V160H82ZM88 161H89V160H88ZM106 161H107V160H106ZM133 161H135V160H133ZM162 161H163V160H162ZM1 162H2V161H1ZM21 162H22V161H21ZM64 162H65V161H64ZM80 162H81V161H80ZM80 162H79V163H80ZM83 162H84V161H83ZM85 162H86V161H85ZM151 162H152V161H151ZM15 163H16V162H15ZM28 163H29V162H28ZM44 163H45V162H44ZM50 163H51V162H50ZM65 163H66V162H65ZM75 163H76V162H75ZM87 163H89V162H87ZM99 163H100V162H99ZM113 163H115V162H113ZM120 163H123V162L121 161ZM124 163H129V162L124 161ZM163 163H164V162H163ZM165 163H166V162H165ZM207 163H208V162H207ZM63 164H64V163H63ZM63 164H62V165H63ZM107 164H108V163H107ZM129 164H132V163H129ZM143 164H144V163H143ZM30 165H31V164H30ZM80 165H81V164H80ZM80 165H78V163H77V166H80ZM92 165H93V163H92ZM141 165H142V164H141ZM166 165H167V164H166ZM210 165H211V164H210ZM17 166H18V165H17ZM51 166H52V165H51ZM64 166H65V164H64ZM69 166H70V164H69ZM75 166H76V165H75ZM95 166H96V165H95ZM101 166H102V165H101ZM103 166H104V164H103ZM146 166H147V165H146ZM153 166H154V165H153ZM162 166H163V165H162ZM88 167H89V166H88ZM92 167H93V166H92ZM99 167H100V165H99ZM118 167H119V166H118ZM141 167H142V166H141ZM144 167H145V165H144ZM144 167H143L142 169H144ZM65 168H68V167H65ZM78 168H79V167H77V169H78ZM121 168H122V167H121ZM5 169H6V168H5ZM25 169H27V168H25ZM53 169H54V168H53ZM61 169H62V168H61ZM72 169H75V168H72ZM94 169H95V168H94ZM131 169H132V168H131ZM133 169H134V167H133ZM209 169H210V168H209ZM33 170H35V168H34ZM59 170H60V169H59ZM63 170H64V169H63ZM84 170H85V169H84ZM84 170H83V171H84ZM104 170H105V168H104ZM111 170H112V169H111ZM113 170H114V169H113ZM120 170H121V169H120ZM136 170H137V169H136ZM60 171H61V170H60ZM64 171H66V170H64ZM74 171H75V170H74ZM81 171H82V170H81ZM102 171H103V169H102ZM137 171H138V170H137ZM139 171H140V170H139ZM139 171H138V172H139ZM45 172H46V171H45ZM45 172H44V173H45ZM51 172H52V171H51ZM53 172L55 173V171H53ZM69 172H70V170H69ZM85 172H86V171H85ZM97 172H99V171H97ZM97 172H96V174H97ZM105 172H106V171H105ZM124 172H125V171H124ZM149 172H150V171H149ZM152 172H153V171H152ZM82 173H83V172H81V175H82ZM89 173H90V172H89ZM101 173H103V172H101ZM135 173L138 175L137 172H135ZM135 173H134V174H135ZM45 174H47V173H45ZM75 174H76V173H75ZM78 174H79V173H78ZM91 174H93V173H91ZM98 174H100V173H98ZM109 174H110V173H109ZM140 174H141V177H146V175L144 176L145 173H144V174L139 173L138 177L140 176ZM37 175H38V174H37ZM50 175H51V174H50ZM71 175H72V173H71ZM79 175H80V174H79ZM89 175H90V174H89ZM93 175H94V174H93ZM153 175H154V174H153ZM155 175H156V174H155ZM41 176H42V174H41ZM52 176H53V175H52ZM94 176H95V175H94ZM127 176H128V175H127ZM135 176H136V175H134V177H135ZM148 176H149V175H147V179H148ZM171 176H172V174H171ZM174 176H175V175H174ZM58 177H59V175H58ZM69 177H70V176H69ZM73 177H74V176H73ZM102 177H103V176H102ZM125 177H126V176H125ZM134 177H133V178H134ZM5 178H6V177H5ZM59 178H61V177H59ZM66 178H68V177H66ZM108 178H109V177H108ZM111 178H112V177H111ZM121 178H122V177H121ZM126 178H129V176L126 177ZM133 178H132V179H133ZM151 178H152V177H151ZM156 178H157V177H156ZM156 178H155V180H156ZM165 178H166V177H165ZM206 178H207V177H206ZM38 179H39V178H38ZM68 179H69V178H68ZM74 179H75V178H74ZM76 179H77V178H76ZM83 179H84V178H83ZM112 179H113V178H112ZM119 179H120V178H119ZM119 179L116 180V181H119ZM147 179H145V180H147ZM152 179H153V178H152ZM30 180H31V179H30ZM66 180H67V179H66ZM66 180H65V181H66ZM128 180L133 181V180H131V178L127 179V181H128ZM134 180H135V178H134ZM149 180H150V179H149ZM149 180H147V181H149ZM175 180H176V179H175ZM76 181H77V180H76ZM94 181H95V180H94ZM97 181H98V180H97ZM147 181H145V182L148 184ZM13 182H14V181H13ZM68 182H70V181H68ZM88 182H89V179H88ZM101 182H102V181H101ZM110 182H111V181H110ZM119 182L122 184L121 179H120ZM119 182H117V183H119ZM141 182H142V181H141ZM168 182H169V181H168ZM71 183H73V182H71ZM117 183H116V185H117ZM131 183H133V182H131ZM131 183H130V185H131ZM139 183H140V182H139ZM7 184H8V183H7ZM53 184H54V183H53ZM121 184H119V187H118V185H117V187L119 188V189L117 188V191L120 190V192H121V190H123V193H124V189H123V188L126 189L127 187H126V185H124V184H125L124 182H123V188H122V185H121ZM136 184H137V183H136ZM141 184H142V183H141ZM152 184H153V182H152ZM57 185H59V184H57ZM79 185H80V183H79ZM120 185H121V187H120ZM178 185H180V184H178ZM39 187H40V185H39ZM42 187H43V185H42ZM53 187H54V185H53ZM74 187H75V185H74ZM132 187H133V188H135V187L137 188V185H135V187H134V185L132 184V185H131V188H132ZM139 187H140V185H139ZM139 187H138V188H139ZM176 187H177V185H176ZM58 188H59V187H58ZM78 188H79V187H78ZM86 188H87V187H86ZM105 188H106V187H105ZM115 188H116V187H115ZM120 188H122V189H120ZM136 188H135V189H136ZM181 188H182V187H181ZM186 188H187V187H186ZM8 189H12V188H8ZM54 189H55V188H54ZM62 189H63V188H62ZM108 189H110V188L108 187ZM111 189H112V188H111ZM128 189H129V188H128ZM144 189H145V188H144ZM156 189H157V188H156ZM170 189H171V188H170ZM178 189H179V188H178ZM21 190H22V188H21ZM40 190H41V189H40ZM42 190H43V189H42ZM47 190H48V189H47ZM47 190H46V191H47ZM67 190H68V189H67ZM67 190H66V191H67ZM97 190H99V189H97ZM139 190H141V187L139 188ZM163 190H164V189H163ZM180 190H182V189H180ZM38 191H39V190H38ZM38 191H37V192H38ZM48 191H49V190H48ZM58 191H59V193H60V189H59ZM63 191H65V190H63ZM74 191H75V189H74ZM82 191H84V190H82ZM94 191H95V189H94ZM94 191H93V192H94ZM99 191H100V190H99ZM106 191H107V189H106ZM112 191H114V190L112 189ZM132 191H133V192H132ZM136 191H138V190H136ZM136 191H135V192H136ZM142 191H143V189H142ZM151 191H152V190H151ZM172 191H173V190H172ZM176 191H177V190H176ZM8 192H9V191H7V193H8ZM53 192H54V191H53ZM72 192H73V191H72ZM75 192H77V190H76ZM114 192L116 193V191H114ZM126 192H128V190H126ZM135 192H134V190L131 189L130 192L124 194V197H123V195H122V194H123L122 192H121V193H118V192H117V197H120V198H119V199H120V202H121V201L124 202L123 200H121L122 197H123L122 199H125L126 202H127L128 199H130L131 202H132V197L135 199V197H134ZM155 192H156V191H155ZM159 192H160V190H159ZM168 192H169V191H168ZM170 192H171V191H170ZM77 193H78V192H77ZM96 193H97V191H96ZM100 193H101V192H100ZM110 193H111V192H110ZM129 193H130V194L132 193L133 195H131V197H130V196H129ZM138 193L141 194L140 191H139ZM142 193H143V192H142ZM39 194H40V193H39ZM50 194H51V193H50ZM83 194H84V193H83ZM102 194H103V193H102ZM112 194L114 195L113 192H112ZM112 194H111V195H112ZM144 194H145V193H144ZM0 195H2V193H1ZM65 195H66V194H65ZM69 195H70V194H69ZM84 195H85V194H84ZM88 195H89V194H88ZM94 195H96V194L94 193ZM97 195H98V193H97ZM113 195L110 196V197L115 198L116 194H115L114 196H113ZM120 195H122V196H120ZM135 195H136V194H135ZM166 195H167V194H166ZM175 195H177V194H175ZM175 195H174V196H175ZM16 196H17V195H16ZM31 196H32V195H31ZM67 196H68V195H67ZM67 196H66V197H67ZM105 196H106V193H105ZM138 196H139V195H138ZM95 197H96V196H95ZM167 197H168V196H167ZM19 198H21V197H19ZM39 198H40V197H39ZM41 198H42V197H41ZM101 198H102V197H101ZM138 198H139V197H138ZM138 198H137V199H138ZM156 198H157V197H156ZM165 198H166V196H165ZM182 198H183V197H182ZM21 199H23V198H21ZM25 199H26V198H25ZM51 199H52V198H51ZM51 199H50V200H51ZM59 199H60V198H59ZM98 199H100V198H98ZM137 199H136V200H137ZM142 199H143V196H142V198H141L140 200L138 199L137 202L142 201ZM163 199H164V198H163ZM46 200H47V199H45V201H46ZM50 200H49V201H50ZM88 200H89V199H88ZM94 200H96V199H94ZM104 200H105V199H104ZM110 200H111V202H112V199H111V198H110ZM136 200H135L134 202H132V203H134L133 206H132L134 209H136V208L134 207V206L137 204V203H136ZM4 201H6V200H4ZM58 201H59V200H58ZM61 201H62V200H61ZM99 201H100V200H99ZM101 201H102V199H101ZM176 201H177V200H176ZM178 201H179V200H178ZM35 202H36V201H35ZM42 202H43V201H42ZM55 202H56V201H55ZM95 202H96V201H95ZM113 202L115 203V199L113 200ZM113 202H112V204L115 205ZM143 202H145V201L143 200ZM188 202H189V201H188ZM196 202H197V201H196ZM0 203H1V202H0ZM8 203L10 204V202H8ZM17 203H19V202H16V203H14V204H17ZM27 203H28V202H27ZM30 203H31V201H30ZM56 203H57V202H56ZM93 203H94V202H93ZM129 203H130V202H129ZM154 203H156V201H154ZM161 203H162V201H160V205H161ZM177 203H179V202H177ZM1 204H2V203H1ZM35 204H36V203H35ZM73 204H74V203H73ZM94 204H95V203H94ZM103 204L106 205L104 202H103ZM112 204L109 203V202L107 201V205H106V206H110V205L112 206ZM127 204H128V202H127ZM127 204H126V205H127ZM139 204H140V203H139ZM141 204H142V202H141ZM145 204H146V202H145ZM147 204H148V203H147ZM156 204H157V203H156ZM162 204H163V203H162ZM164 204H165V202H164ZM168 204H171V203H170V202H169V203H166L167 207H168V206L170 207V205H168ZM174 204H176V203H174ZM180 204H181V203H180ZM52 205H53V204H52ZM59 205H60V203H59ZM97 205H98V204H97ZM116 205H119V206H120V204H116ZM116 205H115V206H116ZM128 205H130V207H131V204H128ZM128 205H127V206H128ZM152 205H153V204H152ZM152 205H151V207H152V209H153V206H152ZM160 205H159V206H160ZM166 205H164V206H166ZM1 206H2V205H1ZM29 206H30V205H29ZM119 206H117V207L119 208ZM140 206L143 207L144 205H143V206L140 205ZM140 206H139V207H140ZM148 206H149V205H148ZM173 206H174V205L171 204V207H173ZM2 207H3V206H2ZM14 207H15V206H14ZM54 207H55V206H54ZM93 207H94V206H93ZM128 207H129V206H128ZM128 207H127V208H128ZM130 207H129V209H132V213H133V212H134V211H133V208H132V207L130 208ZM145 207H146V205L144 206V208H145ZM211 207H212V206H211ZM10 208H11V209H10L11 211L16 212V211L13 210V209H15V208H12V207H10ZM86 208H87V207H86ZM107 208H110V207H107ZM121 208H122V206H121L119 209H116V210H120ZM144 208H143V209H144ZM146 208H147V207H146ZM149 208H150V207H149ZM198 208H199V207H198ZM27 209H28V208H27ZM44 209H45V207H44ZM91 209H92V211H93V208H92V207H91ZM95 209H96V207H95ZM95 209H94V211H95ZM97 209H99V207H97ZM124 209H125V208H124ZM166 209H168V208H166ZM166 209L164 208L165 211H166ZM38 210H39V209H38ZM49 210H50V208H49ZM60 210H61V209H60ZM62 210H63V209H62ZM62 210H61V211H62ZM84 210H85V209H84ZM121 210H122V209H121ZM147 210H149V209H148V208L145 209V211H147ZM156 210L159 211V212H156L157 214H158V213H159V214H162V212H161L162 210L160 211L159 208L156 209ZM168 210L170 211V209H168ZM178 210H179V209H178ZM180 210H181V209H180ZM182 210H183V208H182ZM182 210H181V211H182ZM201 210H202V209H201ZM11 211L8 212V214H10ZM28 211L30 212L29 209H28L26 212H24V213L22 212V213L24 214V216H27V214H29L28 216L32 215V214L29 213ZM31 211H32V210H31ZM39 211H40V210H39ZM74 211H75V210H74ZM86 211H87V210H86ZM86 211H85V212H86ZM96 211H97V210H96ZM101 211H102V210H101ZM101 211H100V212H101ZM145 211L142 210V212H136L137 214H133V216L136 215V217H137V215H138L139 213H140V214H141V213H145ZM185 211H186V210H185ZM204 211H205V210H204ZM45 212H47V211H45ZM53 212H54V211H53ZM55 212H56V211H55ZM85 212H84V213H85ZM111 212H112V211H111ZM116 212H117V211H116ZM120 212H121L122 214H124L125 212L129 213L127 210H125V212H124V211H123V212H122V211H118V213H120ZM147 212H148V211H147ZM150 212H151V211H150ZM150 212H149V213H150ZM160 212H161V213H160ZM167 212H168V211H167ZM175 212H176V211H175ZM218 212H219V210H218ZM64 213H66V212H64ZM168 213L170 214V213H173V212H168ZM12 214H13V213H12ZM14 214H15V213H14ZM16 214H17V212H16ZM20 214H21V213H20ZM59 214H60V213H59ZM67 214H68V213H67ZM82 214H83V212H82ZM95 214H96V213H95ZM122 214H120V215H122ZM125 214H126V213H125ZM125 214L122 215V216H125ZM150 214H151V213H150ZM153 214L155 215V211H154ZM159 214H158V215H159ZM169 214H168V215H169ZM177 214H178V213H177ZM61 215H62V214H61ZM65 215H66V214H65ZM74 215H76V214H74ZM98 215H99V214H98ZM172 215H173L174 217L177 216L176 214H171V216H172ZM0 216H1V215H0ZM3 216H4V215H3ZM15 216H16V215H13V216H11L12 218H10V219L8 218V219H9V220H13V218H15ZM35 216H36V215H35ZM46 216H47V215H46ZM54 216H55V215H54ZM59 216H60V215H59ZM78 216H79V215H78ZM81 216H82V215H81ZM96 216H97V215H96ZM102 216H103V215H102ZM144 216H145V215H144ZM160 216H161V215H160ZM160 216H158V217H160ZM166 216H167V215H166ZM17 217H18V216H17ZM72 217H73V215H72ZM72 217H71V218H72ZM76 217H77V216H76ZM85 217H86V216H85ZM115 217H116V216H115ZM120 217H121V216H120ZM126 217H127V216H126ZM130 217H131V216H130ZM158 217H156V218H158ZM167 217H168V216H167ZM177 217H180V215L177 216ZM4 218H5L4 221L6 222L7 219H6V217H4ZM26 218H27V217H25V219H26ZM31 218H32V217H31ZM83 218H84V217H83ZM116 218H117V217H116ZM124 218H125V217H124ZM164 218L166 219L165 216H164ZM168 218H171V217H168ZM168 218H167V219H168ZM207 218H208V216H207ZM209 218H210V216H209ZM212 218H213V217H212ZM15 219H17V218H15ZM18 219H19V218H18ZM18 219L16 220V223H20V222H18V221H19ZM25 219L22 220V221L24 222ZM34 219H35V218H34ZM89 219H90V218H89ZM103 219H104V218H103ZM103 219H102L101 221H103ZM111 219L113 220V218H111ZM121 219H122V217L120 218V220H121ZM125 219H127V221L129 220V224H130V219H129V218H125ZM131 219H132V222H133L134 219H133V218H131ZM137 219H138V218H137ZM141 219H142V218H141ZM141 219H140V220H141ZM144 219H145V217L143 218V220H144ZM152 219H153V218H152ZM152 219H151V220H152ZM175 219H176V217H175ZM47 220H48V219H47ZM57 220H58V219H57ZM90 220H91V219H90ZM95 220H96V219H95ZM138 220H139V219H138ZM138 220H137V221H138ZM143 220H141V221L143 222ZM149 220H150V218H149ZM169 220H170V219H169ZM27 221H28V220H27ZM63 221H64V220H63ZM85 221H86V220H85ZM85 221H83V222H85ZM121 221H122V220H121ZM164 221H167V220H164ZM177 221H178V220H176L174 224H175V226H176L177 228H179L178 225H176V222H177ZM208 221H209V220H208ZM219 221H221V220H219ZM28 222H29V221H28ZM44 222H45V221H44ZM116 222H118V220H117ZM139 222H140V221H139ZM142 222H141V223H142ZM148 222H149V221H148ZM148 222H146V223H148ZM156 222H157V221L155 220V223H156ZM159 222H160V223H163V220L161 219V221H159ZM74 223H75V221H74ZM105 223H106V222H105ZM119 223H120V221H119ZM126 223H127V222H126ZM155 223H154V226L157 225V224H155ZM157 223H158V222H157ZM172 223H173V222H172ZM172 223H171V224H172ZM215 223H216V222H215ZM14 224H15V222H14ZM26 224H27V223H26ZM71 224H72V223H71ZM102 224H104V223H102ZM112 224H113V222H112ZM116 224H117V223H116ZM136 224H137V223L135 222V224H133V226H135ZM148 224H149V223H148ZM151 224H152V221H151ZM177 224H178V223H177ZM199 224H200V223H199ZM7 225H8V224H7ZM9 225H10V224H9ZM11 225H12V226H15V225H18V224H15V225L11 224ZM20 225L22 226V223H21ZM60 225H61V224H60ZM60 225L57 224V226L61 227ZM80 225H81V224H80ZM89 225H90V224H89ZM108 225H109V224H108ZM119 225H121V224H119ZM131 225H132V224H130V226H131ZM140 225H141V224H140ZM146 225H147V224H146ZM152 225H153V224H152ZM163 225H164V224H163ZM172 225H173V224H172ZM30 226H32V224H30ZM38 226H39V225H38ZM43 226H44V225H43ZM83 226H84V225H83ZM117 226H118V225H117ZM136 226H137V225H136ZM158 226H159V225H158ZM158 226H155V227H158ZM173 226H174V225H173ZM22 227H23V226H22ZM40 227H41V226H40ZM52 227H53V226H52ZM73 227H74V225H73ZM81 227H82V225H81ZM92 227H93V226H92ZM113 227H116V225L113 226ZM118 227H119V226H118ZM121 227H122V226H121ZM121 227L118 228V230L121 229ZM127 227H128V226H125V228H127ZM137 227H138V226H137ZM212 227H213V226H212ZM212 227H211V228H212ZM11 228H12V227H11ZM45 228H47V227H45ZM61 228H62V227H61ZM83 228H85V227H83ZM90 228H91V227H90ZM116 228H117V227H116ZM116 228H115L114 231H116ZM125 228H123V229H125ZM132 228H134V227H132ZM173 228H174V227H173ZM177 228H176V229H177ZM194 228H195V227H194ZM211 228H210V231H211ZM22 229H23V228H22ZM22 229H21V230L19 229V232L22 231V233H24L25 230H26V229H29V228H25V227H24L25 230H24V229L22 230ZM30 229H31V230H30ZM30 229H29V231H30V234H31V232H32V228H30ZM40 229H42V228H40ZM65 229H66V225H65ZM74 229H75V228H74ZM137 229H138V228H137ZM139 229H140V228H139ZM139 229H138V230H139ZM157 229H158V228H156V230H157ZM159 229H160V227H159ZM159 229H158V230H159ZM167 229H168V228H167ZM187 229H188V228H187ZM229 229H230V228H229ZM13 230H14V229H13ZM43 230H44V229H43ZM61 230H63V229H61ZM101 230H102V229H101ZM107 230H108V228H107ZM134 230H135V229H134ZM134 230H133V231H134ZM141 230H142V229H141ZM144 230H145V229H144ZM152 230H153V229H152ZM174 230H175V229H174ZM188 230H189V229H188ZM206 230H208V229H206ZM7 231H8V228H7ZM11 231H12V230H9V231H8L9 234H11ZM14 231H15V230H14ZM35 231H36V230H35ZM46 231H47V229H46ZM108 231H110V230H108ZM120 231H121V230H119V232H120ZM133 231H132V229H131V232H132V233H133ZM149 231H150V230H149ZM169 231H170V230H169ZM233 231H234V230H233ZM8 232H7V234H8ZM15 232H16V231H15ZM19 232H18V233L16 232V233L20 235L21 233H19ZM49 232H50V231H49ZM64 232H65V231H64ZM79 232H80V231H79ZM110 232H111V231H110ZM124 232H125V231H124ZM131 232H130V233L127 232V233H128V234H131ZM137 232H138V231L136 230L135 233H137ZM140 232H141V231H140ZM155 232H156V231H155ZM178 232H179V231H178ZM43 233H44V232H43ZM43 233H42V234H43ZM80 233H81V232H80ZM107 233H108V232H107ZM121 233H122V232H121ZM121 233H120V235H121ZM138 233H139V232H138ZM141 233H142V232H141ZM141 233H140V234H141ZM145 233H146V231H145ZM156 233H157V232H156ZM183 233H184V232H183ZM193 233H194V232H193ZM199 233H200V232H199ZM223 233H224V232H223ZM1 234H2V237H1L0 239H3V237L7 235L6 233L4 234L3 232H1L0 235H1ZM46 234H47V233H46ZM140 234H138V235L141 237ZM147 234H148V233H147ZM175 234H176V233H175ZM216 234H217V232H216ZM221 234H222V232H221ZM226 234H227V233H226ZM22 235H23V234H22ZM48 235H49V234H48ZM51 235H52V233H51ZM51 235H50V236H51ZM68 235H69V234H68ZM108 235H112V233H110V234H108ZM120 235H119V236H120ZM123 235H124V234H123ZM144 235H145V234H144ZM217 235H218V234H217ZM224 235H225V234H224ZM7 236H8V235H7ZM10 236H11V235H10ZM26 236H27V235H26ZM29 236H30V235H29ZM54 236H55V235H54ZM69 236H71V235H69ZM105 236H106V235H105ZM113 236H114V234H113ZM113 236H109V238H111V237H113ZM121 236H122V235H121ZM125 236H127V234H125ZM136 236H137V235H136ZM142 236H143V234H142ZM163 236H165V235H163ZM179 236H180V235H179ZM203 236H204V235H203ZM210 236H211V235H210ZM214 236H215V235H214ZM214 236H213V237H214ZM17 237H18V236H17ZM17 237H14V238H17ZM31 237H32V236H31ZM65 237H66V236H65ZM122 237H124V236H122ZM122 237H121V238H122ZM143 237H145V236H143ZM146 237H147V235H146ZM171 237H172V236H171ZM176 237H178L177 234H176ZM181 237H182V236H181ZM192 237H193V236H192ZM192 237H191V238H192ZM200 237H201V236H200ZM23 238H24V237H23ZM85 238H86V236H85ZM105 238H106V237H105ZM137 238H138V237H137ZM137 238H136V239H137ZM141 238H142V237H141ZM209 238H210V237H209ZM18 239H20V238H17V240H18ZM130 239H131V238H130ZM130 239H129V240H130ZM136 239H135V240H136ZM148 239H150V238H148ZM163 239H164V237H163ZM193 239H194V238H193ZM7 240H8V239H7ZM9 240H10V239H9ZM14 240H16V239H14ZM22 240H23V239H22ZM49 240H50V239H49ZM67 240H68V239H67ZM76 240H77V239H76ZM114 240H115V239H114ZM150 240H151V239H150ZM160 240H161V239H160ZM160 240H159V242H160ZM166 240H168V239H166ZM175 240H176V239H175ZM184 240H185V239H184ZM211 240H212V239H211ZM0 241H1V242H2V241H3V242H7V241H5V240H0ZM40 241H42V240H40ZM69 241H70V240H69ZM71 241H72V240H71ZM109 241H110V240H109ZM121 241H122V240H121ZM133 241H134V240H133ZM136 241H137V240H136ZM136 241H135V242H136ZM186 241H187V240H186ZM196 241H197V240H196ZM26 242L28 243V245H27V243H26V245H27V246H30V245H29L30 240H29V241L26 240ZM35 242H36V241H35ZM54 242H55V241H54ZM114 242H115V241H114ZM138 242H139V240H138ZM138 242H137V243H138ZM142 242H144V241H142ZM148 242H149V241H148ZM159 242H158V243H159ZM170 242H171V241H170ZM190 242H191V241H190ZM194 242H195V239H194L193 243H194ZM211 242H212V241H211ZM20 243H21V242H20ZM132 243H133V242H132ZM203 243H204V242H203ZM6 244H7V245H3L2 248L7 247V246H8V247L10 246V243H9V244L6 243ZM118 244H119V243H117V245H118ZM139 244H140V243H139ZM187 244H188V243H187ZM198 244H199V243H198ZM0 245H1V244H0ZM74 245H75V244H74ZM133 245H134V244H133ZM145 245H146V244H145V242H144V246H145ZM163 245H164V244H163ZM205 245H206V244H205ZM19 246H21V245H19ZM27 246H25V247H27ZM38 246H39V245H38ZM38 246H37V248H38ZM127 246H128V245H127ZM135 246H136V245H135ZM135 246H134V247H135ZM138 246H139V245H138ZM147 246H148V245H147ZM177 246H178V245H177ZM211 246H212V245H211ZM211 246H210V247H211ZM233 246H234V245H233ZM233 246H232V247H233ZM17 247H18V246H16V244H15V248H17ZM22 247H23V246H22ZM95 247H96V246H95ZM102 247H103V246H102ZM104 247L107 249L108 246H107V247L104 246ZM149 247L154 248V247H152V246H149ZM182 247H183V246H182ZM214 247H215V246H214ZM15 248H14V249H15ZM19 248L22 250L21 247H19ZM28 248H30V247H28ZM31 248H33V247H31ZM48 248H49V247H48ZM79 248H80V247H79ZM111 248H112V247H111ZM122 248H123V246H122ZM143 248H144V247H143ZM146 248H148V247H145L144 250H145ZM151 248H150V249H151ZM194 248H195V247H194ZM194 248H191V249H194ZM216 248H217V247H216ZM0 249H1V248H0ZM6 249H7V248H6ZM14 249H13V250H14ZM20 249H19V250H20ZM43 249H44V248H42V250H43ZM57 249H58V251H59L60 248H57ZM74 249H75V248H74ZM81 249H82V248H81ZM114 249H115V248H114ZM114 249H113V250H114ZM116 249L119 250L118 248H116ZM123 249H124V248H123ZM128 249H129V248H128ZM131 249H133V248H131ZM131 249H129V250H131ZM136 249H137V248H136ZM136 249H135V250H136ZM160 249H161V247H160ZM160 249H159V250H160ZM171 249H172V248H171ZM176 249H177V248H176ZM178 249H180V247H179ZM181 249H182V248H181ZM185 249H187V248H185ZM191 249H190V250H191ZM195 249H196V248H195ZM195 249H194V250H195ZM2 250H5V248L2 249ZM2 250H0V251H1V252H0V255L3 254V256L5 257V253H2ZM38 250H39V249H38ZM51 250H52V248H51ZM113 250H112V251H113ZM188 250H189V249H188ZM194 250H193V251H194ZM197 250L200 251V250H202V249H197ZM211 250H212V249H211ZM230 250H231V249H230ZM14 251H16V249H15ZM31 251H32V250H31ZM53 251H54V250H53ZM69 251H71V250H69ZM133 251H134V250H133ZM137 251H138V250H137ZM170 251H171V250H170ZM199 251H198V252H199ZM202 251H203V250H202ZM208 251H209V250H208ZM212 251H213V250H212ZM216 251H218V250H216ZM236 251H237V250H236ZM241 251H242V250H241ZM23 252H24V251H23ZM40 252H41V251H40ZM114 252H115V250H114ZM129 252H130V251H129ZM134 252H136V251H134ZM147 252L149 253V251H147ZM152 252H153V251H152ZM152 252H151V253H152ZM231 252H232V251H231ZM237 252H238V251H237ZM239 252H240V250H239ZM11 253H13V252H11ZM15 253H17V252H15ZM25 253H26V252H25ZM56 253H57V252H56ZM60 253H61V252H60ZM120 253H121V251H120ZM144 253H146V251H144ZM151 253L148 254V255L150 256ZM153 253H155V252H153ZM157 253H158V252H157ZM165 253H166V251H165ZM165 253H164V254H165ZM194 253H195V252H193V253H191V254L194 255ZM204 253H205V252H204ZM221 253H222V252H221ZM31 254H32V253H31ZM31 254H30V255H31ZM34 254H35V253H34ZM34 254H33V256H39V255H34ZM44 254H48V251H46V253H44ZM51 254H52V253H51ZM66 254H67V253H66ZM128 254H129V253H128ZM130 254H132V253H130ZM133 254H134V253H133ZM138 254H139V253H137L136 255H138ZM142 254H143V252H142ZM176 254H179V252H176L174 255L176 256ZM195 254H196V253H195ZM200 254H201V253H200ZM200 254H198V255H200ZM205 254H206V253H205ZM205 254H204V255H205ZM207 254H208V253H207ZM217 254H218V253H217ZM226 254H228V253H226ZM230 254H231V253H230ZM230 254H229V255H230ZM26 255H27V253H26ZM53 255H57V254H54V253H53ZM53 255H52V256H53ZM59 255H60V254H59ZM120 255H121V254H120ZM125 255H126V253H125ZM125 255H124V256H125ZM144 255H146V254H144ZM181 255H182V254H181ZM186 255H187V257L189 256V254H186ZM198 255H196V257L199 258ZM202 255H203V254H202ZM3 256H1V258H3ZM17 256L19 257L20 255H17ZM52 256H51V257H52ZM206 256H208V255H206ZM6 257H7V256H6ZM8 257H10V256H8ZM8 257H7V258H4L5 260H3L2 262H1V260H0V264H3V262H5V264H8V263L11 261V257H12V256L10 257V260H9ZM22 257H23V256H22ZM30 257H31V256H30ZM30 257L27 256V258H29V259H30ZM44 257H46V256H44ZM48 257H50V255H48ZM58 257H59V256H57V259H58ZM122 257H123V256H122ZM150 257H152V255H151ZM166 257H167V256H165V258H166ZM176 257H178V255H177ZM200 257H201V256H200ZM202 257H203V256H202ZM19 258H20V257H19ZM59 258H60V257H59ZM61 258H62V257H61ZM128 258H129L128 261H129L130 259H132V258L134 259V257H131V258H130V256H129ZM138 258H139V257L137 256L136 260H137ZM172 258H173V257H172ZM172 258H171V261H172ZM182 258H183V256H182ZM194 258H195V257H194ZM194 258H193V259H194ZM227 258H228V257H227ZM234 258H235V257H234ZM238 258H239V257H238ZM243 258H244V257H243ZM13 259H14V258H13ZM17 259H18V258H17ZM25 259H26V257H25ZM29 259H27V261H28ZM33 259H37V257H36V258L33 257ZM38 259H39V258H38ZM44 259H45V258H44ZM47 259H48V258H47ZM49 259H50V258H49ZM88 259H89V258H88ZM140 259H141V258H140ZM140 259H138V260H140ZM144 259H145V258H144ZM149 259H150V258H149ZM163 259H164V258H163ZM166 259H168V257H167ZM178 259H179V258H178ZM180 259H181V258H180ZM184 259H185V258H184ZM193 259H191V260H193ZM19 260H20V259H19ZM45 260H46V259H45ZM58 260H59V259H58ZM58 260H57V261H58ZM65 260H66V259H65ZM107 260H108V259H107ZM134 260H135V259H134ZM134 260H133V261H134ZM138 260H137V261H138ZM198 260L201 261L200 259H198ZM20 261H21V260H20ZM27 261H26V262H27ZM34 261H35V260H33V262H32L31 259L29 260V262H32V263H30V264H36V263H34ZM38 261H39V260H38ZM54 261H55V260H54ZM59 261H61V259H60ZM73 261H74V260H73ZM124 261H125V257H124ZM124 261H123V262H124ZM141 261H143V263H144V260H143V259H141ZM173 261H174V259H173ZM179 261H180V260H179ZM185 261H186V259H185ZM185 261H184V264H185ZM12 262H13V261H12ZM51 262H52V261H51ZM62 262H63V259H62ZM62 262H61V263H62ZM80 262H81V261H80ZM135 262H136V261H135ZM138 262H139V261H138ZM145 262H146V261H145ZM152 262H153V261H152ZM168 262H170V261H168ZM190 262H191V261H190ZM190 262H189V263H190ZM194 262H195V260H194ZM196 262H197V261H196ZM201 262H202V261H201ZM213 262H215V261H213ZM221 262H222V261H221ZM39 263H40V261H39ZM55 263H56V262H55ZM55 263H54V264H55ZM92 263H93V262H92ZM136 263H137V262H136ZM136 263H135V264H136ZM143 263H142V264H143ZM172 263L174 264V262H172ZM178 263H179V262H178ZM178 263H176V264H178ZM180 263H181V261H180ZM204 263H205V260H204ZM12 264H13V263H12ZM20 264H21V262H20ZM22 264H24V263L22 262ZM40 264H41V263H40ZM130 264H131V262H130ZM132 264H133V263H132ZM154 264H155V262H154ZM168 264H169V263H168ZM191 264H193V263L191 262ZM195 264H197V263H195ZM201 264H202V263H201ZM222 264H223V262H222Z\"/></svg>", "mask_w": 264, "mask_h": 264}]
</instances>
